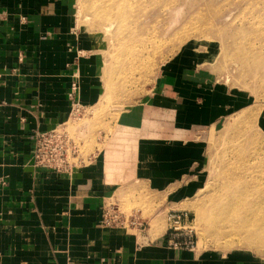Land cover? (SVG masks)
<instances>
[{
	"label": "crops",
	"instance_id": "0c3cea01",
	"mask_svg": "<svg viewBox=\"0 0 264 264\" xmlns=\"http://www.w3.org/2000/svg\"><path fill=\"white\" fill-rule=\"evenodd\" d=\"M79 42L70 0H0V264H263L166 244V212L197 192L205 147L195 132L230 104L203 97L182 67L165 66L144 101L121 112L116 137L132 136L116 140L114 156L102 148L70 174L31 165L35 132L69 116ZM78 60V99L92 106L102 88ZM134 188L150 205L142 236L101 227L102 202L121 205V191Z\"/></svg>",
	"mask_w": 264,
	"mask_h": 264
},
{
	"label": "rangeland",
	"instance_id": "374dc122",
	"mask_svg": "<svg viewBox=\"0 0 264 264\" xmlns=\"http://www.w3.org/2000/svg\"><path fill=\"white\" fill-rule=\"evenodd\" d=\"M98 1L70 0L73 36L80 41L76 63L79 85L82 79L78 59L82 57L89 61L87 75L97 72L102 88L95 104L85 106L61 126L77 143L79 156L86 161L102 148L110 156L117 154L116 140L132 136L123 133L121 138L116 137L121 132L117 123L121 112L144 101L165 66L172 63L177 72L182 67L186 81L203 97L205 90L208 97H223L230 103L195 132L204 144V158L195 175L197 192L181 208L190 213L197 251L242 252L264 264V241L251 239L233 224L217 226L213 232L215 225L210 223L216 215L215 207L225 199L226 188L231 192L240 182L247 184L250 174L241 176L239 168L247 171L256 154L260 159L256 160H264V0H179L185 5L169 8L167 18L158 11L166 0H155L146 12L143 6L147 4L141 2L137 12L145 14L138 17L134 13L123 31L120 22L110 18L114 25L101 44L95 40L100 28L99 23L94 24L95 9H102ZM84 16L89 20L83 21ZM242 57L247 61L243 62ZM120 200L122 212L141 211L146 229L145 216L151 211L142 192L135 188L121 191ZM110 201L117 203L115 199Z\"/></svg>",
	"mask_w": 264,
	"mask_h": 264
},
{
	"label": "built area",
	"instance_id": "2783aa9c",
	"mask_svg": "<svg viewBox=\"0 0 264 264\" xmlns=\"http://www.w3.org/2000/svg\"><path fill=\"white\" fill-rule=\"evenodd\" d=\"M78 68L72 73L68 99L70 102L69 116L81 112L83 106L78 99L79 78ZM63 122L47 131L35 132L31 146L30 162L33 167H43L58 173L70 174L83 161L78 153V145L73 138L61 127ZM3 184V180H0ZM190 213L185 209H170L166 212L167 230L165 240L167 246L175 249L197 250V241L193 239ZM99 225L103 228H121L131 231L135 235H142L145 231V221L137 212H122L117 203L104 200L100 209Z\"/></svg>",
	"mask_w": 264,
	"mask_h": 264
},
{
	"label": "bare ground",
	"instance_id": "6f19581e",
	"mask_svg": "<svg viewBox=\"0 0 264 264\" xmlns=\"http://www.w3.org/2000/svg\"><path fill=\"white\" fill-rule=\"evenodd\" d=\"M76 2H78V1H76ZM79 2H80V0H79ZM140 3L141 4H144V3L147 4V5L144 4L145 6H143V8H145V12H146V10H148V9H146V7L153 5L155 3V0H100V1H98V5L102 9H99V8L95 9V14H96L95 18L96 19H95L94 24L99 23V25H100L98 37L95 40L97 42L100 41L99 42L100 44L105 42V40L103 38L105 35H108L111 33L110 30H111L112 26L114 25L113 19H117L120 22V25L122 26V31L124 29H126L124 27L126 26L128 20L133 19V14L134 13L136 15L139 14L137 11H138V7H139ZM179 5H185V3L181 4V2L179 0H166V2L160 6V9L158 11H161L164 15H166V18H167L168 14L166 11L169 8L172 10H175V9L180 7ZM78 8H79L78 14L80 15L82 8H81V6ZM214 11H215V9H214ZM140 12H142V10ZM145 12L140 13L138 15V17L141 15H144ZM153 15H155V14L153 13ZM110 18H113V19H110ZM82 19H83V21H88L89 17L84 16V17H82ZM135 20L137 21L138 19H135ZM136 21H134V22H136ZM129 26H131V25H129ZM134 30H132V31H134ZM254 48H256V47H254ZM252 50H254V49H252ZM258 50H259V48H258ZM253 54L254 53L252 52L251 55H253ZM262 54H264V52ZM248 57H250V56H248ZM251 58H252V56H251ZM242 61L243 62L247 61L246 57H242ZM262 63H263V61H262ZM263 109H264V107H263ZM123 133L127 134L128 132L125 131ZM256 153H257V151H256ZM257 157L259 159V155H257V154L253 155V158H252L253 161L250 164L251 167L248 168L247 171L243 170L245 167L242 170H240V168H239L238 174H240L241 176H243L242 174L247 173V172L250 174V177L246 179V180H248L247 184H243L244 181L240 182V184L238 186H236V184H235L236 187L231 192H229L230 191L228 189L229 187L226 188L225 199L224 200L221 199L220 204L215 207L216 215L211 217V219H210V223L212 225H215L214 227H212L213 232L215 230H217V226L221 225V227H222L225 224L229 225V226L233 224L236 226V229H240V231L248 233L247 235H249L248 237H250L251 239L264 241V160L259 162L260 159L256 160ZM263 157H264V155H263ZM236 175H237V173H236ZM245 176H248V175L245 174ZM232 177H233V179L235 178L234 176H232ZM246 180H245V182H246ZM229 181H233V180H229ZM229 181H228V183H226L227 185L230 184ZM235 183H236V181H235ZM224 187H226V186H224ZM217 195H220V194H217ZM217 204H218V202H217Z\"/></svg>",
	"mask_w": 264,
	"mask_h": 264
}]
</instances>
